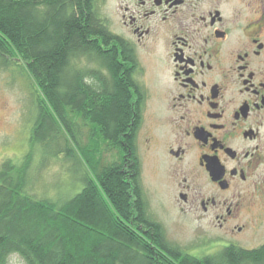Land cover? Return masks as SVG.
Instances as JSON below:
<instances>
[{"label":"trees","instance_id":"1","mask_svg":"<svg viewBox=\"0 0 264 264\" xmlns=\"http://www.w3.org/2000/svg\"><path fill=\"white\" fill-rule=\"evenodd\" d=\"M99 1L0 0V66L25 63L37 111L33 148L22 162L0 164V264L12 254L25 264H264V244L191 254L148 213L141 164L133 160L127 169L124 160L125 143L135 149L139 113L119 77ZM36 144L73 161V194L29 191ZM107 155L114 158L105 162Z\"/></svg>","mask_w":264,"mask_h":264},{"label":"flooded vegetation","instance_id":"2","mask_svg":"<svg viewBox=\"0 0 264 264\" xmlns=\"http://www.w3.org/2000/svg\"><path fill=\"white\" fill-rule=\"evenodd\" d=\"M103 1L139 113L126 168L141 164L150 111L145 143L171 205L215 251L252 249L264 239V0Z\"/></svg>","mask_w":264,"mask_h":264},{"label":"rangeland","instance_id":"3","mask_svg":"<svg viewBox=\"0 0 264 264\" xmlns=\"http://www.w3.org/2000/svg\"><path fill=\"white\" fill-rule=\"evenodd\" d=\"M104 8L105 2L100 0L99 10L102 12ZM82 67L91 65L84 61ZM36 117L33 79L25 70V63L13 59L7 66H0V164L7 158L22 162L25 154L33 148L31 138ZM152 122L153 117L147 111L138 139V152L141 157L142 184L153 216L162 222L168 239L183 250L200 257L216 253L206 243L203 232H194L192 216L180 214L171 205L169 195L160 183L157 175L159 165L154 151H150L145 143V136ZM88 131L89 128L83 126L81 137L86 143ZM61 156L54 157L50 147L40 144L34 146L32 181L29 187L32 194L55 198L58 195L68 196L78 189L73 161ZM112 158L113 155H107L105 162ZM261 239L254 245H248V248L259 247L264 243V239ZM8 264L25 262L18 254H12Z\"/></svg>","mask_w":264,"mask_h":264}]
</instances>
